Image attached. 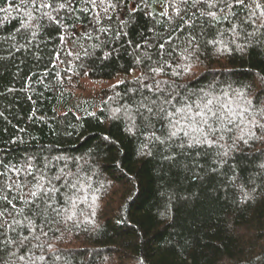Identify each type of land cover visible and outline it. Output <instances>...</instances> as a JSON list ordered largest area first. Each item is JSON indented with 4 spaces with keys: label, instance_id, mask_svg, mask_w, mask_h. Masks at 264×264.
<instances>
[{
    "label": "trees",
    "instance_id": "16d2710c",
    "mask_svg": "<svg viewBox=\"0 0 264 264\" xmlns=\"http://www.w3.org/2000/svg\"><path fill=\"white\" fill-rule=\"evenodd\" d=\"M51 2L55 7L64 0ZM245 2L255 9L254 0ZM174 3L143 0L131 16L120 14L127 21V36L101 35L108 43L93 49L98 41L72 28L86 23L90 14L69 17L62 11V25L67 27L48 21L37 27L28 20L30 7L22 0H0V9H6L0 11V161L23 167L32 157L35 169L45 170L48 164V174L55 175L65 162L55 157L76 158L68 160V167L76 171L77 164L82 165V174L91 176L92 184L87 203L79 204L73 220L32 217L46 235L39 227L31 235L26 227L8 230L7 238L15 243H4L6 237L0 235V264H24L17 260L24 254L23 236H29L28 247L34 253L30 259L35 264H264V131L254 129L256 135L246 134L247 143L239 142L234 149L229 146L239 131L225 134L220 142L224 148L181 149L177 146L181 140L174 138L165 144H149L151 156L141 154L153 131L161 140L165 138L167 121L151 118L146 128L136 112L141 92L130 90L139 88L137 78L151 75L149 68L158 66L146 56L158 61L160 43L166 52L176 45L173 66L183 63V42L189 32L184 20L193 22L199 44L186 62L190 70L173 76L171 69H165L167 74L156 79L174 81L181 86V94L210 92L225 99V92L229 96L243 93L254 105L264 107V28L247 36L253 26L244 25L235 38L245 45L239 51L226 29L242 23L247 10L234 6L237 17L224 20L228 8L213 9L221 18L217 22L200 16L201 10H208L206 5H189L186 13L180 6L182 19L170 6ZM259 3L264 7V0ZM256 11L259 27L264 18ZM164 12L168 16H161ZM112 23L116 28L115 16ZM169 35L173 37L170 43L166 42ZM136 44L141 47L135 49ZM113 49L105 59V53ZM120 73L128 77L103 87L97 98L78 95L82 79H111ZM144 95L150 94L144 90ZM117 108L121 109L118 113ZM129 116L139 125L134 133L127 130ZM183 142L186 145L187 139ZM225 150L229 154L221 155ZM9 175L16 178L15 173ZM20 179L23 182V174ZM4 180L0 177V187ZM28 181L25 198L33 177ZM0 195L11 199L15 190ZM13 202L17 208L24 207L21 201ZM4 209L13 213L5 217L9 222L15 216L27 225L24 216H31L27 208L24 215H16L0 200V211ZM41 255L44 260L36 259Z\"/></svg>",
    "mask_w": 264,
    "mask_h": 264
},
{
    "label": "snow or ice",
    "instance_id": "6c2138e0",
    "mask_svg": "<svg viewBox=\"0 0 264 264\" xmlns=\"http://www.w3.org/2000/svg\"><path fill=\"white\" fill-rule=\"evenodd\" d=\"M254 2L255 9H251L245 0H175V3L170 6L175 11L176 16L183 19L182 8L180 6H184L183 12L186 13L189 10L187 7L189 5L191 8L206 5L208 10H201L200 16L211 17L213 21L217 22L221 18L218 12L213 9L223 12L224 8L227 7L228 14L223 16L224 20H231L237 17L238 14L232 11L234 6L247 10L245 17L242 18V23H232L230 29H226V31L232 33V44L236 46V50L243 51L245 45L238 44L235 38L244 30V25L250 24L253 26V32L246 33L247 36H252L255 31L264 28V19H262L260 26L256 27V10H259L260 16L264 18V7L261 6L259 0H254ZM22 3L26 7H30L27 18L37 27H42L45 21L62 25V21L64 20V17L60 15L62 11L66 12L69 17L75 16L76 13H80L81 15L90 14L91 19H88L86 23L73 24L72 28L74 33L79 31L83 33L85 38L97 40L98 43L92 45L93 49H95L103 48L108 43L107 39H101V35L107 38L111 34L112 39H119L121 35H128L124 31L127 21L120 19V14L123 13L125 16H131L132 13L139 10L143 0H64V2L59 3L55 7L51 0H30V5L29 0H22ZM75 3H80L82 6L78 8L74 7ZM0 11H6V9H0ZM113 16L116 17V28H113ZM161 16H168V13H161ZM76 19L80 20V17L77 16ZM168 19L170 21L172 17L169 16ZM156 22L159 23L160 21L157 20ZM184 24L188 25L189 32L183 42L186 44L184 48L186 55L182 56L183 63L176 64L175 67L173 66L172 61L176 59L173 56L177 48L176 45H172L171 51L166 52L165 44L160 43L158 61H152L151 56H146L148 61L158 66L149 68L151 75L144 76L143 79L137 78L136 82L139 84V88L130 90L141 92V100L136 112L141 117V121L145 123L146 128L151 126V118L167 121V135L165 138L161 140L159 136H156L155 131H153L149 138V143L143 145L145 151L141 153L142 155H152L149 144L155 142L165 144L166 142L173 141L174 138L181 140L177 145L181 149L185 146L193 148L197 145H208L210 147L219 145L220 148H224L225 145L220 142L224 141L225 134L239 131L240 134L234 136L232 144L229 146L234 149L239 142L247 143V140L244 139L246 134L254 137L256 135L255 131H253L254 129L264 131V107H257L243 93L229 96L225 92L223 93L225 99L212 95L210 92L181 94L179 90L181 86L177 85L174 81L156 79L161 74H167L165 73V69H171V75L173 76H180L182 72L190 70L186 66V62L198 50L199 44L197 43L196 35H193L195 31L193 22L184 20ZM62 26L67 27L66 24ZM169 27L170 29L172 28L171 24ZM153 36L157 39H163V36L156 32H153ZM59 39L63 42L65 37L61 35ZM172 40L173 37L169 35L166 42L170 43ZM218 42L223 43V41H208V43L212 44ZM128 43L131 44L132 41L129 40ZM145 43L147 44V41ZM140 47V44L135 45V49H139ZM148 47H152V45L148 44ZM227 48L228 45L225 44L224 49L227 50ZM115 51L113 49L110 52H106L105 59ZM85 54H88L86 49ZM165 55L168 57L167 60L164 59ZM58 57L59 53H57ZM137 61L140 62V57H137ZM144 90H147L150 95L145 96ZM120 111V108L115 110L116 113ZM125 111L127 112L128 109ZM144 112H147L148 115H144ZM116 118L119 119L120 117ZM129 120L131 123L127 130L129 133H134L139 128V125L136 124L135 117L129 116ZM185 138L187 139L186 145L183 142ZM220 154L227 156L229 152L225 150ZM170 158L165 157V159ZM32 159V157H28V162L23 167L3 165V162L0 161V166H3L5 169V171L0 172V177H6L3 186L0 187V193L13 192L15 190V195L11 199L8 195H0V200L10 205L16 215H24L25 208L31 213V216H24V220L27 221V225L25 226L24 222L15 219V216L9 222L5 217L6 215H13V213L9 212L8 209L0 211V218H4L3 222L0 223V235H5L6 237L5 241H3L4 243H15V241L7 238L6 233L8 230L16 232L18 227H26L30 235L35 233L39 227L41 234L46 235L42 231V225H37L32 217L54 216L63 217L66 221H70L77 216L79 204L87 203L88 201V194L92 189L91 176L82 174L84 171L82 165L77 164L76 171H72L68 167V160H75L76 158L55 157L57 161L61 159L65 161L64 166L58 168L55 175L48 174V164H45V170L35 169L31 162ZM10 172L15 173V179L9 175ZM21 174L24 177L23 182L20 179ZM30 176L33 177V182L28 191L27 198H25L24 188L29 183L28 177ZM14 200L21 201L24 207L17 208L16 203L13 202ZM80 211L83 214V210L81 209ZM35 239L39 240V236H36ZM30 244L29 236H23L20 240V247L24 249V254L19 255L17 260L24 262V264H35V261L30 259V256L34 255L28 247ZM36 247H40V245H36ZM36 259L44 260V256L41 255L36 257Z\"/></svg>",
    "mask_w": 264,
    "mask_h": 264
},
{
    "label": "rangeland",
    "instance_id": "374dc122",
    "mask_svg": "<svg viewBox=\"0 0 264 264\" xmlns=\"http://www.w3.org/2000/svg\"><path fill=\"white\" fill-rule=\"evenodd\" d=\"M128 77V74L120 73L111 79H98L90 80L88 78L82 79V85L78 90V95L80 97H96L99 94V91L114 82H118L124 78Z\"/></svg>",
    "mask_w": 264,
    "mask_h": 264
}]
</instances>
